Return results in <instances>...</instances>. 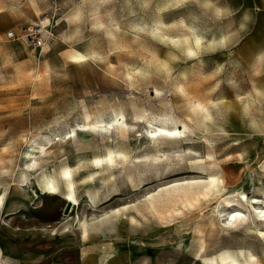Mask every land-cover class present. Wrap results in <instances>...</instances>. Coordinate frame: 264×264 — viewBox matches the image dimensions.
<instances>
[{
	"label": "rangeland",
	"instance_id": "rangeland-1",
	"mask_svg": "<svg viewBox=\"0 0 264 264\" xmlns=\"http://www.w3.org/2000/svg\"><path fill=\"white\" fill-rule=\"evenodd\" d=\"M160 126L179 140L152 137ZM109 149L116 162L97 170ZM34 161L39 174L25 170ZM65 165L80 201L68 214ZM44 175L58 195L26 198L27 177ZM212 176L225 184L205 193ZM0 186V264L25 251L52 264L51 247L107 264H264V225L228 230L221 217L254 227L252 202L264 207V0H0ZM77 215L88 244L80 224L33 233Z\"/></svg>",
	"mask_w": 264,
	"mask_h": 264
},
{
	"label": "bare ground",
	"instance_id": "bare-ground-1",
	"mask_svg": "<svg viewBox=\"0 0 264 264\" xmlns=\"http://www.w3.org/2000/svg\"><path fill=\"white\" fill-rule=\"evenodd\" d=\"M229 36L226 35L227 38ZM229 38H228V40H229ZM197 41H198V39H197ZM188 50L190 52H193L194 51L193 46L190 45L188 47ZM87 58H88V55L87 54L76 53V54H73L71 56V61H74V62H84V61L87 60ZM210 116H211V114L207 110L206 117H210ZM164 135L165 136L173 137L175 140H179L178 130L176 128H167L165 126H160L159 127V131L158 132H155L152 135V137L164 136ZM154 141L157 143V140H154ZM113 154H114V151L112 149H109L104 155L95 157V159H94L93 162H94L97 170L109 169L110 166H112L116 162L115 161V158L113 157ZM30 155L31 156H29V158L27 160L29 162L31 160H34L35 159L33 154H30ZM25 170L29 171V173H32V174L33 173L39 174V172H40L41 169L37 166L36 161H34L32 164L31 163L27 164V167H26ZM27 175H28V173H27ZM62 176L64 178L65 186H66V192L63 194V199L67 203L72 204V210H74L76 207H79L80 206V201L78 200V198L76 197V194H75V184H74V181H73V171H72V168L69 165H65L63 167V169H62ZM25 177H27V176H25ZM27 178L28 179L25 181L24 185H22V187H21V189H23V192L24 193L26 192L25 195H24L26 198L30 196L33 199L34 197H38V194L49 195V196H57L58 193L60 192V189L57 186L56 181H55V179L52 176H45L44 175L42 177V179H41V183L38 184L37 187H34L33 186V183H34V179L33 178H31L30 176H28ZM220 180L221 179L218 178L217 176H212L211 177V182L207 183L208 185L207 184L204 185L203 188H201L202 191L205 192V193H207V192H209V191H211V190L214 189L217 192H220V185L222 186V184L223 185L225 184V180H222V181H220ZM7 191H8L7 189H5L2 186H0V206H3V204H4L5 197L7 195ZM30 197H29V199H31ZM69 197H71V199H69ZM37 199H39V197ZM147 203H148V205L150 207L153 205L151 201H148ZM226 203H228L226 205L227 207L231 206L229 201L226 200ZM259 203L260 202L257 199H255L252 202V204H253L252 207L255 209L254 211H256L258 213V216H257L258 218L256 217L255 220H254V222L252 223V224H255L254 227L253 226H250L249 225L250 223L248 224L247 221H249V220H246L247 217L246 216L244 217V214L241 213V212H237V213L235 212V214L234 213L233 214H230L227 218L222 215L221 217L224 219L223 221H228L227 222L228 223L227 224L228 225V230L235 229V228L245 227V228H248L250 230H254L255 229V230H257V232H261L257 228V226H259L261 224L264 225V207L263 208L257 207V205ZM21 205H23V204H15L14 207H12L10 209H6L5 211L6 212H11L12 214H13V212L22 211L23 209L21 208ZM120 213H121V211H117V213L115 212V214H120ZM131 220L134 221L133 218H131ZM75 224L76 225H78V224L81 225L80 228L82 230V232H81L82 233V236L87 239V237H88L87 222L86 221L85 222H82L80 216L77 215V216H73L72 219H71V221L67 225H65V227L68 228V227H70V225H75ZM262 234H264V233H262ZM4 253H5V250L3 248L2 242L0 241V259L2 260V262H3ZM112 257H114V256H112ZM112 257H109V259H111ZM252 258H254V257H251V259ZM229 260H231V261L228 262ZM222 261H223L224 264H245V263L239 261V259H236L232 254H228L226 257H223V260Z\"/></svg>",
	"mask_w": 264,
	"mask_h": 264
},
{
	"label": "crops",
	"instance_id": "crops-1",
	"mask_svg": "<svg viewBox=\"0 0 264 264\" xmlns=\"http://www.w3.org/2000/svg\"><path fill=\"white\" fill-rule=\"evenodd\" d=\"M65 225H67V223L63 222L62 226H61L62 229H60V230L58 227L51 228V229L45 228V229H42V232H46L44 234L38 233V232H41L38 230L33 231V233L37 236H40L41 238H45L46 236L47 237H55V236L65 237V236H69V235L73 234L76 230H78V228L75 226H74L75 229H73L74 227L66 228ZM60 232H62V233L60 234ZM80 236H81L80 237L81 244H85V243L88 244V240L91 237L86 239L82 236L81 233H80ZM3 248H4L5 253H6V250H7L6 246L3 245ZM52 248L53 247L49 248V250H48L49 255L51 257V260L53 261L52 264H69V261H71V260H73V261L70 264H107L108 261H110L111 259L114 258V257H112L111 259H109L108 254L101 253V252L99 253L98 251H93L91 249H88L85 251L81 249V250H79L78 254H76V255L72 256V258H70L69 255L66 254L67 252L62 253L63 252L62 249L58 248L57 250H54ZM25 252L26 253L24 254V256H22L19 259V262L21 264H33L35 261L44 257V254H42V253L36 256L32 253V251H25ZM5 253H4V257L9 255V254H5Z\"/></svg>",
	"mask_w": 264,
	"mask_h": 264
},
{
	"label": "built area",
	"instance_id": "built-area-1",
	"mask_svg": "<svg viewBox=\"0 0 264 264\" xmlns=\"http://www.w3.org/2000/svg\"><path fill=\"white\" fill-rule=\"evenodd\" d=\"M8 39H15L16 35L14 32H9L7 34ZM26 41H28L29 45H31L35 49H39L44 45V41L42 38L33 37V35H28L26 37Z\"/></svg>",
	"mask_w": 264,
	"mask_h": 264
},
{
	"label": "water",
	"instance_id": "water-1",
	"mask_svg": "<svg viewBox=\"0 0 264 264\" xmlns=\"http://www.w3.org/2000/svg\"><path fill=\"white\" fill-rule=\"evenodd\" d=\"M71 207H72V204L68 203V204H67V208H66V214L69 213Z\"/></svg>",
	"mask_w": 264,
	"mask_h": 264
},
{
	"label": "snow or ice",
	"instance_id": "snow-or-ice-1",
	"mask_svg": "<svg viewBox=\"0 0 264 264\" xmlns=\"http://www.w3.org/2000/svg\"><path fill=\"white\" fill-rule=\"evenodd\" d=\"M69 199H71V197H69Z\"/></svg>",
	"mask_w": 264,
	"mask_h": 264
}]
</instances>
